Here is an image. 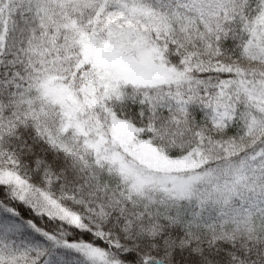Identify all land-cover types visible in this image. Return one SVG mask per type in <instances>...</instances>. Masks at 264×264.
I'll use <instances>...</instances> for the list:
<instances>
[{
  "label": "snow or ice",
  "instance_id": "1",
  "mask_svg": "<svg viewBox=\"0 0 264 264\" xmlns=\"http://www.w3.org/2000/svg\"><path fill=\"white\" fill-rule=\"evenodd\" d=\"M0 264H264V0H0Z\"/></svg>",
  "mask_w": 264,
  "mask_h": 264
}]
</instances>
